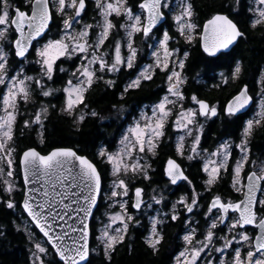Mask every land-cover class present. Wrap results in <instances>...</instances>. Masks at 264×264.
<instances>
[{
  "label": "snow or ice",
  "instance_id": "1",
  "mask_svg": "<svg viewBox=\"0 0 264 264\" xmlns=\"http://www.w3.org/2000/svg\"><path fill=\"white\" fill-rule=\"evenodd\" d=\"M239 2L240 0H236L237 5ZM24 3L27 11L13 5L10 0H0V86L4 89L0 93V184L8 197L3 202L8 209L18 206L11 197L14 192L20 190L14 177L22 176L24 190L19 207L30 218L31 224L35 225L46 238L42 243L30 228L21 229L17 226L16 230L23 231L31 245L29 249L31 264H52L51 260L44 259L49 255V248L46 245L51 246L62 264H88L90 247L87 221L97 205V197L102 189L101 174L88 157L79 155L71 147H56L47 154H42L34 147H28L19 155L17 162L16 148L13 145L14 128L20 115V102L22 101L24 105L34 102L33 86L43 97L52 95L53 90L46 89L43 81L45 78L48 81L53 80L58 60L75 58L80 62L71 73L72 78L62 89L65 99L60 113L72 118L76 125L82 124L86 115L98 117L97 111L85 113L81 108V105L83 108L88 107L85 103L87 92L100 81L108 88L115 86V80L105 79L104 75L100 74H115L122 69L135 67L138 56V49L134 46L135 36L142 34L145 39L151 38L150 33L158 22L164 19L163 9H169L170 6L168 0H138L135 6L129 4V0H95L99 20L95 24H84L77 30L74 25L80 23L82 13L86 10V0H24ZM254 3L255 7L249 8L253 14L251 19L253 29L264 25V0H254ZM53 7L55 14L62 18V26L55 37H49ZM134 7L139 11H134ZM178 7L179 12L173 16L178 33L188 44L198 40L199 46L209 57L216 56L218 52L227 49L237 38L244 35L238 24L228 15L213 14L200 25L195 19L190 0H180ZM69 9L72 10L71 14L68 12ZM113 17L120 18L122 22L117 25L113 22ZM117 27L125 33V43L122 44L120 39H116L111 52L102 50L112 31ZM93 29H98L95 39H92ZM171 39L168 31H164L162 38H157L156 45H148L150 49H154L151 52L153 62L140 68L135 78L128 80L120 99H123L124 94L130 90L139 89L142 82L151 81L157 69L166 74V94L151 106L150 116L142 112L141 118L127 128L115 152L109 153L101 148L98 153L112 166L111 174L115 179L111 186V198L120 208L119 212L109 216V223L97 237L103 244L104 256L109 261L117 245L124 242L129 224L134 221V217L127 211L128 202L123 199L129 196L130 191L126 178L131 174L133 179L138 175L144 180L150 179L148 169L151 165L147 157L157 155L170 118L175 115L173 127L184 131L188 136H192L195 130L187 155V159L192 161L201 156L198 147L202 126L197 125V117L210 118L218 114L217 106L207 100L200 99L195 94L190 98L186 97L183 86L187 79L183 71L189 53L184 51L181 56L179 49L169 46ZM122 47L126 48V55L122 53ZM30 49H34L35 63L39 65L38 76L27 75L24 68L19 66L27 60ZM10 54L19 59V65L9 63ZM59 70L66 71L63 67ZM241 73V63L237 62L231 72V79L233 81L239 79ZM223 83L226 85L228 78L225 77ZM186 99H190L195 107H185ZM251 100L248 88L244 86L228 100L224 112L229 117L235 116L245 109ZM48 113V107L41 106L34 112L31 120L24 121V127L29 128L35 124L42 129ZM256 116L258 118L247 120L240 143L235 145L240 155L234 164L229 165L232 146L228 142L220 144L215 151L201 156L204 160L202 171L207 175L204 181L206 190L210 191L219 181L222 170L229 172L230 168L231 189L242 199L225 200L221 195H215L205 213L208 223L206 231L200 233L203 239L198 240L197 229L191 228L182 237L184 246L175 256L174 264H200L202 254L210 248L215 253L222 254L219 257V264H264V196H257L258 191L264 193V161H252L253 170L245 171V166L250 160L249 138L256 127L264 126V100L261 101L260 111ZM38 135L39 142L43 144V133L40 132ZM184 141V135L178 137L176 153L180 156H184ZM164 174L171 184L181 180L191 184L181 165L171 157L166 161ZM29 185L38 187L29 188ZM142 194L143 189L135 187L132 208H141ZM152 199L156 204L161 203V199L156 196ZM197 203L198 196L194 190L190 203L187 197L182 196L172 205L170 219L176 221L179 218L177 204L191 213ZM214 209L219 215L213 213ZM214 215L215 218H211ZM150 220L149 234L144 242L155 253L159 251L158 246L164 239L158 229V225L164 221L156 217ZM225 220L230 221L227 233L217 235L216 230L225 223ZM135 223L139 224V221L136 220ZM117 224L119 226L113 228V225ZM246 226L258 230L254 237L247 232ZM0 235L3 233L0 232ZM217 241H222L221 246H215ZM208 255L211 256L212 252ZM224 255L230 258L225 259ZM206 264L213 262L208 259Z\"/></svg>",
  "mask_w": 264,
  "mask_h": 264
},
{
  "label": "trees",
  "instance_id": "2",
  "mask_svg": "<svg viewBox=\"0 0 264 264\" xmlns=\"http://www.w3.org/2000/svg\"><path fill=\"white\" fill-rule=\"evenodd\" d=\"M13 2L22 9L27 8L24 0H13ZM235 2L236 0H193L196 19L200 25L205 18L215 12H226L238 23L244 35L240 37L238 43L230 52L222 53L217 57H209L202 51L198 40L188 44L173 26L169 28L170 36L177 39L175 46L189 53L183 71L187 79V83L184 85L186 97L190 98L192 94L202 97L211 104L218 106L221 114H224L225 103L243 86H247L250 92L262 93L264 96V81H262V76H264V25L255 29L251 27L250 7L242 5L236 10V13H232L235 9ZM129 3L135 6L138 0H129ZM96 17V11L85 15L86 20L91 24L97 20ZM61 26V17L54 14V22L51 25L50 33L57 32ZM136 44L140 46L141 53L148 51V43L140 41L138 37ZM33 51H31L29 57L34 56ZM237 62L241 63L242 73L239 79L233 81L231 72ZM9 63L16 66L19 64V60L14 54H11ZM74 64L75 61L70 64L64 59L59 60L53 80L47 81L49 85L46 87L53 90L52 95L43 97L40 95L39 90L33 86L34 102L27 105H24L22 101L20 102V115L17 117L14 128V147H16L17 162L19 155L28 147H36L42 153H47L56 147H71L79 154L89 157L97 165L105 186L106 169L101 163L104 157L98 155L101 147L112 149L125 124L129 123L132 117L138 113L140 106L150 105L164 95L167 89L166 74L157 69L151 81H145L139 89L130 90L124 94L123 99H120L123 91L121 80L112 88L106 87L102 81L94 84L86 94L85 103L88 107L83 108V105H81V108L85 113L95 110L99 113V116L86 115L84 122L76 125L73 123L72 118L60 113L64 99V93L60 89L69 77L70 70L68 71V69L73 68ZM61 67L66 71L61 72L59 70ZM32 68L30 67L31 70H34ZM222 73H225L228 77L226 85L219 78L220 75L218 74ZM199 76L204 77L198 78ZM104 78L109 79V75L104 74ZM187 100L186 103L190 99ZM53 105L55 107H52ZM41 106H46L49 109L48 117L43 121V128L41 129L40 126L35 124L25 128L24 121L26 119L31 120L34 112ZM243 118H228L222 115V117L206 121L203 126L202 147L213 148L225 138L239 139L245 126ZM40 132L43 133V144L39 142L38 133ZM174 134L170 125H168L166 134L161 139L160 146L157 149V155L155 157L149 156V160L153 164V170L150 179L146 182L147 188L168 184L163 167L167 158L175 157L185 167L187 177L191 181V184L188 181L181 184L182 187L188 188L186 191L189 199H191L193 190L199 195V202H202L204 206L217 194L225 200H238L241 198L238 193L231 189V169H229V172L222 171L219 181L212 186L210 191L206 190L204 181L207 175L202 171V160L196 157L192 161H185L184 158L178 155ZM252 141H255L254 147L257 148L259 153L264 150V126L254 129ZM17 172H19L18 169ZM18 176L23 186L21 176ZM156 193L159 194L160 191H156ZM7 198L2 190V184H0V232L3 233V235H0V264H31L29 250L31 245L24 232L16 230L17 226H20L21 229L30 228L36 233L38 240L44 242L45 239L19 207L23 199V189L14 192L11 197L18 205L16 208L8 209L6 207L3 201ZM97 210L99 211V209ZM199 220L203 221V217H200ZM93 228L94 223L92 220V248L95 243ZM146 228L147 224L144 222V225L137 228L136 232L131 233L127 241L117 245L110 261L104 256V248L99 246L97 253L92 251L88 264H172L173 256L182 247L181 236L187 228L184 214L180 215L176 222H169V225L166 226V241L155 253L144 242ZM47 247L49 248V255L44 259L46 261L51 260L52 264H62L51 247L49 245Z\"/></svg>",
  "mask_w": 264,
  "mask_h": 264
},
{
  "label": "rangeland",
  "instance_id": "3",
  "mask_svg": "<svg viewBox=\"0 0 264 264\" xmlns=\"http://www.w3.org/2000/svg\"><path fill=\"white\" fill-rule=\"evenodd\" d=\"M90 1H91V9H90V12L89 13H91L92 11H96V16H97L96 18H97V20H99L98 10H97V8L95 6V0H90ZM168 2H169V6L170 7H169V9H165V10H167L169 12V16L171 18V21L173 22V27L177 30V26H176L175 21L173 20V16L176 15L179 12V10H180L179 7H178V5L180 3V0H168ZM129 4H131V3H129ZM131 5H133V4H131ZM249 6L250 7H255L254 0H251L250 1V5ZM134 11H137L138 12L139 9L134 7ZM68 12H69V14H71L72 10L69 9ZM112 19H113V22L116 23L117 25H119L122 22L120 18L113 17ZM96 21L93 24H95ZM61 22H62V18H61ZM84 24H91V23H89L86 20L85 16H83V13H82V16L80 18V23L74 25V27L78 30ZM96 31H98V29H93V31H92V39H95V33H96ZM164 31H168V33H169V30L167 28V29H164L160 35H156V36H153V37L148 38V39H145L142 36V37H140V41L143 40L144 42H147L148 45L149 44L156 45L158 43L157 38H162V35H163V32ZM56 34H57V32H55V33H49L48 36L49 37H55ZM124 36H125V33L117 27V29H114L112 31L111 35L109 36V39L105 42L104 49H102V50H108L109 52H111L112 51V47H114V42H115L116 39H120L121 42H122V44L125 43ZM134 40H135L134 46L135 47L138 46V49H139L140 55H141V60H140V64H139L140 68H142L143 66H145V65H147L149 63H152L153 62V58L151 56V52L154 49H150L148 47V51L146 53H143V52L141 53L140 46L138 44H136V38H134ZM108 41H110V42L108 43ZM41 42H43V41H41ZM176 42H177V39L172 37V39L169 41V46L171 48H176V49H179L180 50V48H178V47L175 46ZM36 46L38 47L39 45H36ZM6 50H7V47H6ZM183 52H184V50H180L181 56H182V53ZM122 53L124 55L127 54L126 48L122 47ZM9 58H10V56H9ZM35 59H36V57H35V52H34V56L33 57H29V55H28L27 56V60L22 65H19V64L18 65L20 67H23L24 68L25 73L27 75L38 76L39 75V65H37L35 63ZM61 59H64V58H61ZM73 59H72L73 61L72 60H66V59H64V60L70 62V64H73L74 61H75V64H74L73 68L68 69V71L70 70V74H69V77L66 79L64 86H66L67 81L70 78H72L71 77V73L74 71L76 65L80 62L79 60H77L75 58H73ZM58 62H59V60L57 61V63ZM30 67H33L32 69H34V70H31ZM56 67H57V65H56ZM140 68L138 69V71L140 70ZM104 74H106V73H104ZM104 74H100V75H104ZM107 74H109V73H107ZM183 75H184V72H183ZM221 76H222V80L225 77L228 78L225 73H222ZM47 81L48 80H46V78L43 81V83L45 84V87L49 85V83ZM63 87L60 90H62ZM47 88H49V87H46V89ZM3 90H4L3 89V86H0V93H2ZM165 94H166V92L164 93V95ZM64 99H65V94H64ZM64 99H63V104H64ZM187 101H188L187 99L184 101V106L185 107H195V105H193L190 100H189L188 103H186ZM261 101L262 100L259 99V102L257 104V107L253 109L251 115L249 116V118L247 120L258 118L256 116V113L260 111V103H261ZM156 102H158V101H156ZM156 102H154V103H156ZM154 103H152L150 105H144V106H142V108H140L138 110V113L132 117L131 121L129 123L125 124L121 135L119 136L118 140L116 141V143H115V145H114V147L112 149H108V148H104V147H102V148L105 149L109 153L115 152L117 150L118 146H119V140L121 139L123 133L126 132L127 128L129 126H131L136 120H139L141 118V113L142 112H146L150 116L151 115V106ZM174 111H176V110H174ZM211 118L212 117H210V118H204V117H199V116L197 117V125L198 126H202L201 131L199 133V135H200V143H199V147H198V151L200 152L201 156H205L207 153H211L212 151H215L220 144L225 143L226 141L229 143V141H231V140H222L220 143H218L217 145H215L213 148H210V149H207V148H203L202 147L201 143H202L203 126H204V123L206 121H209ZM174 120H175V115L170 118L168 125H170L171 130L175 133L174 134V140H175L174 142H175V145H177V140H178V137L179 136H181V135H184L185 136V141H184L185 151H184V156H181V157L184 158L185 161L186 160L188 161L187 155L190 152L191 144H192V141H193L194 136H195V130H193V135L192 136H188L184 131L177 130V129H175L173 127V123L172 122ZM247 120H246V122H247ZM168 125L166 127H168ZM245 125H246V123H245ZM165 134H166V129H165ZM205 150H207V151L205 152ZM232 150L233 149H231V151ZM201 156H197V157L199 159H201ZM233 156H231V157H233ZM238 158H239V156H237V155H236V158H235V156H234V158H230L229 164L230 163H231V165L234 164L235 159H238ZM201 160H202V164H203L204 163V160L203 159H201ZM147 161L151 165V161L149 160V157H147ZM260 161H264V158L262 160H260ZM142 163H143V161H142ZM111 168H112V166L110 167V177H111V179L109 181H107V184L104 186L103 191H102L101 202H102L103 205L101 206V212L99 214H97V215L95 214V216L97 218V221H96L95 224H96L97 229H98L99 232L94 237L95 238V243H94V246L92 248V251L94 253H97L98 252L99 246H102L103 247V244L97 239V237L100 235V233L103 230L104 226L109 223V216L112 215V214H114V213H116V212H119L120 211L119 204L115 200H113L111 198V190H112V187L111 186H112L113 180L115 179V177H113V175L111 174ZM16 171H17V169H16ZM222 171H221V173H222ZM136 177L134 179H136ZM14 179L16 181V184H17L18 188L20 190H22L23 189V186L20 183L19 176L16 175L14 177ZM134 179L131 177V174H129V176L126 178L127 182L129 180L130 181H133ZM206 179H207V177H206ZM148 195H149L148 197L150 198V200H148V204H147V206L145 208V213L144 214L146 215L147 221L151 224L150 218L156 217L158 219L163 220L167 216V215H165V214H167V210L163 206V199L161 198L160 195H158V193H156V191L151 190V191L148 192ZM153 196H156L158 199H161V203L160 204H156L153 201V199H152ZM182 196L188 198V196L186 194H184V193L177 194V196L173 200V203L169 205L170 207L168 206L169 207V210L172 211V205L175 204ZM197 196H199V195L197 194ZM262 196H264V193H262ZM117 199H119V198H117ZM123 199L127 201V197H124ZM190 201H191V199L188 198V202L189 203H190ZM209 202H210V200H209ZM209 202H208V204L206 206H204L202 202H199L198 201L197 205L193 208V211L191 213L186 214V222H188V223H186L187 224V228H186L185 234L188 231H190L191 228L195 227L197 229V239L198 240L203 239V236L200 235V233L205 232L206 229H207V223H208V221H206L205 213L207 212V207L209 205ZM109 205H112V207H109ZM176 210H177L178 215L181 214V212L184 213V214L187 212V210L182 205H179V204L176 205ZM127 211H128V213L130 215H132L134 217V215L129 211L128 207H127ZM215 211H217V210H213V213L215 215H219V213L218 212L215 213ZM192 214H194L193 217H192ZM215 215L213 217H211V218H215ZM95 216H94V218H95ZM200 217H203V221H200L199 220ZM229 222L230 221L228 220V222H227L226 225H220L219 229L216 230L217 231V235H224V234L227 233V225H228ZM117 226H119V225L118 224L117 225H113V228H115ZM246 230H247V232L249 234L253 235V237H254L255 233L253 232V227H248V228H246ZM40 242L43 243L42 240H40ZM221 244H222V241H217L216 244H215V246L216 247H219V246H221ZM183 246H184V244H183ZM183 246L180 248V250H182ZM244 247H245V250H246V246H244ZM179 251L177 252V255H178ZM228 251L231 252V249H229ZM209 252H212V255L211 256L208 255ZM221 255L222 254H220V253H215L214 250L211 249V248L210 249H206L205 253L202 254L203 259L200 261V264H206V261L208 259H211L212 262H213V264H219V257ZM224 258L225 259H229L230 257H228L227 255H224ZM174 259H175V257H174ZM174 259H173V264H174Z\"/></svg>",
  "mask_w": 264,
  "mask_h": 264
},
{
  "label": "flooded vegetation",
  "instance_id": "4",
  "mask_svg": "<svg viewBox=\"0 0 264 264\" xmlns=\"http://www.w3.org/2000/svg\"><path fill=\"white\" fill-rule=\"evenodd\" d=\"M250 1L251 0H240V2H239V4L237 5V3L235 2V9L232 11V13H236V10H238V8L239 7H241L242 5L243 6H247L248 8L250 7L249 5H250ZM190 2L193 4V8H194V12H195V6H194V3H193V0H190ZM10 3H12L13 5H15V6H18V5H16L14 2H13V0H10ZM19 7V6H18ZM21 8V7H20ZM22 9V8H21ZM90 9H91V1L90 0H86V10H85V12L83 13V16H85L86 14H88L89 12H90ZM22 10H28V8H26V9H22ZM52 10H53V15L55 14L54 12H55V8L53 7L52 8ZM163 11H164V13L166 14V16H167V20H166V22H165V24L164 25H162V26H159V27H157V28H155L154 30H153V32L152 33H150V37H153V36H156V35H160L161 33H162V31L164 30V29H167L168 28V30H169V28H170V26H173V22L171 21V18H170V16H169V12L167 11V10H165V9H163ZM217 13H225V14H227L234 22H236L234 19H233V17L231 16V15H229L228 13H226V12H215V13H213V14H217ZM250 13V16H251V19L253 18V14L251 13V12H249ZM213 14H211V15H213ZM210 15V16H211ZM210 16L209 17H207V18H205L204 19V21L206 20V19H208V18H210ZM195 19H196V14H195ZM196 21H197V19H196ZM203 21V22H204ZM198 22V21H197ZM203 22H202V24H203ZM199 23V22H198ZM237 23V22H236ZM200 24V23H199ZM201 24V25H202ZM238 24V23H237ZM238 27L240 28V26L238 25ZM241 30V29H240ZM50 33V32H49ZM137 37H138V39L140 40V37H142V34H138V35H136L135 36V38L137 39ZM145 40V39H144ZM143 41V40H142ZM137 47V49H138V46H136ZM34 50V49H33ZM140 60H141V55H140V51H139V49H138V56H137V62H136V65H135V67L133 68V69H122L121 70V72H119V73H115V74H113V73H109L108 75H109V79H113V80H115L116 81V84L118 83V81L119 80H121L122 81V90H123V87H124V85L128 82V80L129 79H131V78H134L135 76H136V74H137V72H138V69L140 68V66H139V64H140ZM56 71V70H55ZM156 72H157V70H156ZM55 73V72H54ZM70 74V73H69ZM218 75H220L219 76V78L221 79V82L223 83V80H222V76H221V74H218ZM202 77H204V76H199L198 78H202ZM218 78V79H219ZM145 82V81H144ZM144 82H142V83H144ZM115 84V85H116ZM224 84V83H223ZM64 86V85H63ZM183 91H184V86H183ZM250 92V91H249ZM185 93V92H184ZM250 94L252 95V97H253V99H254V103H253V106H252V108L249 110V111H247L246 113H243V114H236L235 116H232V117H229L225 112H224V108H225V105H226V103H225V105H224V108H223V113L224 114H221L220 113V109H219V113H218V115L217 116H215V117H212L210 120H212V119H215V118H217V117H222V115L224 116H227L228 118H234V117H244L243 119L245 120V122H246V120L249 118V116L251 115V113H252V111H253V109L254 108H256L257 107V104H258V102H259V99L260 100H263L264 99V96H263V94L261 93V94H259V93H253V92H250ZM198 98H200V99H203L202 97H199L198 96ZM218 107V106H217ZM140 108H142V106H140ZM139 108V109H140ZM243 133V132H242ZM242 133H241V135H240V137H239V139H237V140H235V139H233V140H231V139H229V138H225V139H223V140H231V141H229V143L232 145V156L234 155L235 156V158H236V155L237 156H239L240 155V153H239V149H236L235 148V145L236 144H238V143H240V140H241V137H242ZM253 135V134H252ZM222 141V140H221ZM227 142V141H226ZM254 142L255 141H252V136L249 138V142H248V147H249V149H250V152H249V157H250V160H249V163L245 166V171L247 172V171H250V170H253V164H252V161H260L259 159H261L262 160V158H264V150H262L260 153H259V151H257V148H255L254 147ZM262 153V154H261ZM234 156L233 157H231V158H234ZM168 159V158H167ZM167 159H166V161H167ZM166 161H165V164H164V167H165V165H166ZM101 163L103 164V167L106 169V171H105V177H106V184H107V181H109L110 179H111V177H110V167H111V165L107 162V160H106V158L104 157L103 158V160L101 161ZM230 166H231V163L229 164ZM164 167H163V172H164ZM230 169V168H229ZM153 170V164H151V167H150V169L148 170V175H149V177H151V171ZM164 176H165V178H166V180L168 181V184L166 185V186H158V187H151V188H147L146 187V182L149 180H144L143 179V177L142 176H137L136 177V179H134L133 181H128V183H129V187H130V191H129V196L127 197V201H128V209H129V211L134 215V221L133 222H131L130 224H129V229H128V233H127V236H126V238H125V240L124 241H127L128 240V238H129V236H131V233H134V232H136V229L137 228H140L142 225H144V222L147 224V228H146V234H145V237H147V235H148V233H149V229H150V226H151V224L147 221V218H146V215L144 214L145 213V208H146V206H147V204H148V200H150V198L148 197L149 195H148V192L149 191H151V190H154V191H160V193L158 194V195H160L161 196V198L163 199V206L165 207V209L167 210V216L163 219V221H164V223L163 224H161V225H158V229L162 232V234H163V237H164V239H163V241H162V243L163 242H165L166 241V236H165V230H166V226H168L169 225V222H176V221H172L171 219H170V216H171V214H172V211L171 210H169V205L170 204H172L173 203V200H174V198L177 196V194H179V193H184V194H186L187 195V191H186V189L188 190V188L186 187H182L181 186V184L182 183H184V182H182L181 184H179V185H175V184H171V182L169 181V179L167 178V176L164 174ZM105 184V185H106ZM135 187H141L142 189H143V199H144V205H143V207L140 209V210H135L134 208H132L131 207V204L134 202V189H135ZM185 189V190H184ZM198 201H199V196H198ZM166 204V205H165ZM103 204H102V202H101V200H100V203H99V206H98V209H99V211H98V213H97V211H96V215L97 214H99L100 212H101V206H102ZM169 206V207H168ZM181 212V211H180ZM217 211H215V213H216ZM189 212H186L185 214L184 213H182L181 212V214H179L178 216L180 217V215H182V214H184V218H185V221H186V214H188ZM195 213V212H194ZM193 215L194 214H192V217H193ZM95 216V215H94ZM195 217V216H194ZM136 220H138L139 221V224H136L135 223V221ZM143 220H145V221H143ZM96 221H97V218H96V216H95V218L93 219V223H94V228H93V232H94V237L98 234V229H97V226H96ZM253 232L255 233L256 232V230H254L253 229ZM183 242V241H182ZM160 244L158 247L160 248L163 244ZM183 244H184V242H183ZM183 244H182V246H183Z\"/></svg>",
  "mask_w": 264,
  "mask_h": 264
},
{
  "label": "water",
  "instance_id": "5",
  "mask_svg": "<svg viewBox=\"0 0 264 264\" xmlns=\"http://www.w3.org/2000/svg\"><path fill=\"white\" fill-rule=\"evenodd\" d=\"M22 10V9H21ZM27 11V10H26ZM52 12H53V10H52ZM219 14H224V15H227V14H225V13H219ZM230 18V17H229ZM166 20H167V16H166V14H165V16H164V19H162L161 21H159L158 22V24H157V26H156V28L157 27H159V26H162V25H164L165 24V22H166ZM53 22H54V15H53V20H52V22H51V25L53 24ZM155 29V28H154ZM239 39H240V37L239 38H237V40L232 44V45H230L227 49H222L220 52H218L217 53V55L216 56H213V57H217V56H219L220 54H222V53H227V52H230L235 46H236V44L238 43V41H239ZM202 49V48H201ZM33 49H30V52H29V54L31 53V51H32ZM203 51V50H202ZM28 54V55H29ZM206 54V53H205ZM207 55V54H206ZM19 60V59H18ZM244 87V86H243ZM248 88V87H247ZM248 94L252 97V95L250 94V92H249V90H248ZM232 98V97H231ZM230 98V99H231ZM229 99V100H230ZM204 100H206V99H204ZM209 102V101H208ZM228 102V101H227ZM210 103V102H209ZM253 103H254V99H253V97H252V100L250 101V103H249V105L248 106H246V108L245 109H242L240 112H238L237 114H243V113H246L247 111H249L251 108H252V106H253ZM227 104V103H226ZM226 106V105H225ZM217 112L219 113V108L217 107ZM218 115V114H217ZM34 148H36V147H34ZM37 149V148H36ZM73 149V148H72ZM26 150V149H25ZM38 150V149H37ZM52 150V149H51ZM50 150V151H51ZM73 150H75V149H73ZM39 151V150H38ZM49 151V152H50ZM76 151V150H75ZM40 152V151H39ZM42 153V152H41ZM48 153V152H47ZM47 153H42V154H47ZM78 153V152H77ZM79 154V153H78ZM79 155H82V154H79ZM84 156H86V155H84ZM87 157V156H86ZM89 158V157H88ZM171 158H173V159H175L176 161H177V163L178 164H180L181 165V168L184 170V173H185V175L187 176V174H186V169L182 166V164L175 158V157H171ZM90 159V158H89ZM91 160V159H90ZM92 161V160H91ZM93 162V161H92ZM94 163V162H93ZM95 164V163H94ZM96 165V164H95ZM96 167H97V165H96ZM97 170L99 171V169H98V167H97ZM99 173H100V171H99ZM101 174V173H100ZM101 177H102V175H101ZM168 178V177H167ZM21 180H22V176H21ZM183 182V180H181V181H177V183L175 184V185H179V184H181ZM22 184H23V180H22ZM29 188H31V187H38V185H29L28 186ZM141 188V187H140ZM23 190H24V185H23ZM102 191H103V179H102V189H101V192H100V194L98 195V197H97V205L93 208V213H92V215H90L89 216V218H88V224H89V247H90V256H91V254H92V247H91V240H92V229H91V223H92V220H93V218H94V215H95V213H96V211H97V209H98V206H99V203H100V199H101V196H102ZM257 196L258 197H260L261 196V192L260 191H258L257 192ZM213 198V197H212ZM212 198L210 199V202H211V200H212ZM242 199V198H241ZM142 200H143V203H142V205H141V208L143 207V205H144V199H143V194H142ZM22 202V201H21ZM210 202H209V204H210ZM140 208V209H141ZM140 209H135V210H140ZM214 210H216V209H214ZM26 214V213H25ZM27 215V214H26ZM229 215L231 216V213H229ZM29 220H30V218H28ZM227 222H228V220H225V223L224 224H222V225H226L227 224ZM69 223H72V221H69ZM34 227H35V225H33ZM247 227H252V226H246V228ZM37 229V228H36ZM38 230V232H39V229H37ZM57 231H59V228H57ZM256 231H258V230H256ZM40 233V232H39ZM41 235H42V233H40ZM42 237H43V235H42ZM44 238V237H43ZM44 239H46V238H44ZM50 246V245H49ZM51 247V246H50ZM54 251V250H53ZM55 253V252H54ZM90 256H89V258H88V261H89V259H90ZM59 259V258H58Z\"/></svg>",
  "mask_w": 264,
  "mask_h": 264
}]
</instances>
